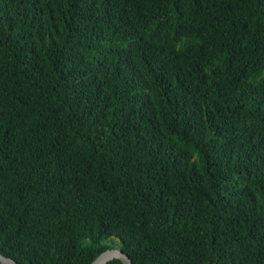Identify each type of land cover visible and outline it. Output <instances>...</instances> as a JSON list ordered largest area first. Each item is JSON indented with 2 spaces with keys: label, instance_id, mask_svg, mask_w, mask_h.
Returning a JSON list of instances; mask_svg holds the SVG:
<instances>
[{
  "label": "trees",
  "instance_id": "obj_1",
  "mask_svg": "<svg viewBox=\"0 0 264 264\" xmlns=\"http://www.w3.org/2000/svg\"><path fill=\"white\" fill-rule=\"evenodd\" d=\"M115 244L264 264V0H0V252Z\"/></svg>",
  "mask_w": 264,
  "mask_h": 264
},
{
  "label": "water",
  "instance_id": "obj_2",
  "mask_svg": "<svg viewBox=\"0 0 264 264\" xmlns=\"http://www.w3.org/2000/svg\"><path fill=\"white\" fill-rule=\"evenodd\" d=\"M118 258L122 264H132L130 257L124 252L118 245L106 248L99 252L88 264H104L105 262ZM0 263L1 264H19L16 260L10 256H7L0 252Z\"/></svg>",
  "mask_w": 264,
  "mask_h": 264
}]
</instances>
